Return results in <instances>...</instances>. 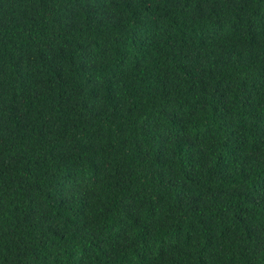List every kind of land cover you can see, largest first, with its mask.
Masks as SVG:
<instances>
[{"label": "trees", "instance_id": "trees-1", "mask_svg": "<svg viewBox=\"0 0 264 264\" xmlns=\"http://www.w3.org/2000/svg\"><path fill=\"white\" fill-rule=\"evenodd\" d=\"M0 264H264V0H0Z\"/></svg>", "mask_w": 264, "mask_h": 264}]
</instances>
